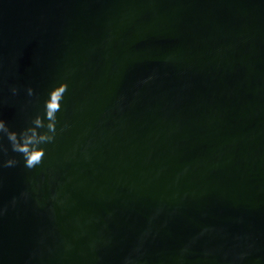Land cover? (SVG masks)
Instances as JSON below:
<instances>
[{
    "label": "water",
    "instance_id": "obj_1",
    "mask_svg": "<svg viewBox=\"0 0 264 264\" xmlns=\"http://www.w3.org/2000/svg\"><path fill=\"white\" fill-rule=\"evenodd\" d=\"M0 120V264H264V0H0Z\"/></svg>",
    "mask_w": 264,
    "mask_h": 264
},
{
    "label": "clouds",
    "instance_id": "obj_2",
    "mask_svg": "<svg viewBox=\"0 0 264 264\" xmlns=\"http://www.w3.org/2000/svg\"><path fill=\"white\" fill-rule=\"evenodd\" d=\"M3 127H4V121L0 120V128H3ZM36 160H37V156H35V155L31 156V158L28 159V161H27L28 166H31L33 164V162Z\"/></svg>",
    "mask_w": 264,
    "mask_h": 264
}]
</instances>
